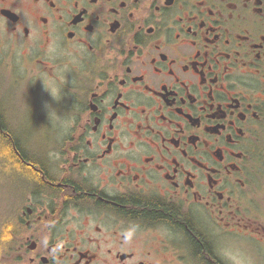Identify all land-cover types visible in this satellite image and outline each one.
Returning a JSON list of instances; mask_svg holds the SVG:
<instances>
[{
	"label": "flooded vegetation",
	"instance_id": "af4514ba",
	"mask_svg": "<svg viewBox=\"0 0 264 264\" xmlns=\"http://www.w3.org/2000/svg\"><path fill=\"white\" fill-rule=\"evenodd\" d=\"M3 17L15 103L41 95L29 117L66 135L25 158L2 264H264V0H0Z\"/></svg>",
	"mask_w": 264,
	"mask_h": 264
},
{
	"label": "bare ground",
	"instance_id": "6f19581e",
	"mask_svg": "<svg viewBox=\"0 0 264 264\" xmlns=\"http://www.w3.org/2000/svg\"><path fill=\"white\" fill-rule=\"evenodd\" d=\"M0 75H4L0 69ZM2 90L0 87V113L6 119L8 130L10 132V150L17 155L16 160H10L9 164L0 165V178L2 177L7 187L3 188L4 196L2 197L3 209L0 211V221H4L1 230V239L8 238L3 244L0 241V253L8 246L9 239L19 232L23 226V222L18 214L14 215L12 210L18 205L19 195L26 189H35L36 186L32 180L28 181L31 173L25 167V158L30 161L41 163L43 157L34 150H41V148L48 146L60 145L63 137L66 135L62 128H56L48 123L40 122V117H29L31 111L35 110L37 103L40 102L41 95L36 96V100L32 99L28 102H23L19 99L18 105L23 108V112L18 115L16 119H10L17 106L15 102L10 100V104L3 100ZM10 95L18 96L15 85L10 83ZM27 112V114H26ZM23 119L25 121H23ZM22 121L23 126L19 123ZM19 125V126H18ZM30 125V128L27 127ZM30 142V144H29ZM1 156V155H0ZM1 194V193H0ZM90 197V194H87ZM13 197L16 199L13 201ZM123 211L125 213L144 214L156 211L159 206L149 199H125L121 201ZM121 205V206H122ZM208 232L211 233L213 228L208 225Z\"/></svg>",
	"mask_w": 264,
	"mask_h": 264
},
{
	"label": "rangeland",
	"instance_id": "374dc122",
	"mask_svg": "<svg viewBox=\"0 0 264 264\" xmlns=\"http://www.w3.org/2000/svg\"><path fill=\"white\" fill-rule=\"evenodd\" d=\"M9 43L7 41L6 35H4V33L2 31H0V69L1 72H3L4 75H0V87L1 90L3 92L2 94V98L3 100H6V102H8V104H10V100H14L13 96L10 95V50H9ZM21 90H16L17 94H20ZM15 106H17V108L15 109V112L13 114V116L10 118L12 119H16L17 117V113L18 115H20V113L23 112V108H20V106L18 104H15ZM27 114V112H26ZM14 119V120H15ZM23 121H25L23 119ZM50 125L56 127V128H62L63 130L65 129V126L62 122H58L57 120H54L53 122L49 123ZM20 126L25 127V124L22 123V121L19 123ZM18 125V126H19ZM27 127L30 128V125H28ZM30 144V142H29ZM236 253V252H234ZM254 253H255V258L258 260H262L264 259V249H260L255 247L254 248ZM238 264H242L241 261H238Z\"/></svg>",
	"mask_w": 264,
	"mask_h": 264
},
{
	"label": "trees",
	"instance_id": "16d2710c",
	"mask_svg": "<svg viewBox=\"0 0 264 264\" xmlns=\"http://www.w3.org/2000/svg\"><path fill=\"white\" fill-rule=\"evenodd\" d=\"M8 126L6 123V119L2 117L1 113H0V165L2 164H9L10 165V158L15 159L16 157L14 156V154L11 152L10 150V132L8 130ZM8 184L5 183L4 179L1 177L0 178V211L3 209V205H2V197L4 196V192L2 193V191L4 190L3 188L7 187ZM4 221H0V234H1V230L3 227ZM8 238L5 239H1L0 237V241L3 244L4 242L7 241ZM10 242V239H9ZM8 242V244H9ZM3 255V252L0 253V264H2L1 262V257Z\"/></svg>",
	"mask_w": 264,
	"mask_h": 264
},
{
	"label": "clouds",
	"instance_id": "9594fccd",
	"mask_svg": "<svg viewBox=\"0 0 264 264\" xmlns=\"http://www.w3.org/2000/svg\"><path fill=\"white\" fill-rule=\"evenodd\" d=\"M7 24L8 21L6 20L5 17L0 18V30L6 31L7 30ZM137 227L138 226H133L132 228H130L126 233H125V240L127 241H131L133 235L135 234V232L137 231Z\"/></svg>",
	"mask_w": 264,
	"mask_h": 264
}]
</instances>
